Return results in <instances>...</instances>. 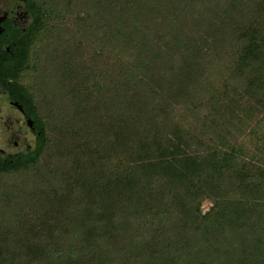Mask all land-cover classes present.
I'll return each instance as SVG.
<instances>
[{
  "label": "trees",
  "instance_id": "trees-1",
  "mask_svg": "<svg viewBox=\"0 0 264 264\" xmlns=\"http://www.w3.org/2000/svg\"><path fill=\"white\" fill-rule=\"evenodd\" d=\"M23 5L26 30L0 39V84L28 101L41 136L0 157V174L35 172L0 196V264H264V166L218 134L253 119L251 98L264 108V0ZM45 32L64 55L42 107L18 79ZM86 36L112 54L94 88L73 59ZM210 132L219 144L199 138Z\"/></svg>",
  "mask_w": 264,
  "mask_h": 264
},
{
  "label": "rangeland",
  "instance_id": "rangeland-1",
  "mask_svg": "<svg viewBox=\"0 0 264 264\" xmlns=\"http://www.w3.org/2000/svg\"><path fill=\"white\" fill-rule=\"evenodd\" d=\"M11 2H13V0H0V7L2 9H5V6H7V4ZM76 18L78 19L79 23H81L82 20H85L86 15L78 12ZM67 27H70L72 30L75 28L74 25L63 26V28H66L64 34H66L67 30L69 31ZM47 32L43 33L40 37L37 38V42L35 43V46H33L31 51L29 68L18 79V82L21 85L30 88L31 92L35 95L34 100L36 104L39 105V103H41L40 105L42 107L44 106L43 102L46 103L50 98L48 94H51L50 92L52 91L53 93H56V90L54 88L55 84L53 85V87L50 86L47 89L49 93H45L44 89L39 86L42 85L45 81L48 82V80L52 78L51 71L54 69L55 64L62 61L64 55V51H62L63 45H60L58 40L50 36V32ZM78 32L81 33L82 31L78 29ZM70 39L71 38L62 40V44L64 42L67 43ZM74 44L76 45L73 47V51H76L78 53L77 57H75V53L73 55L74 64L76 66L79 64L82 69H85V71L83 70V73L87 79L90 74L91 78H89L90 80H93V88L96 85L98 86V82L100 81L102 74L107 70V65H105L107 64V57L111 56L112 54L109 56H107L106 54H95L94 49L99 47L98 41L93 42L92 39H89L87 36L85 37L84 42L80 41L79 38L78 43ZM90 44L92 48H89ZM67 49L68 47L65 50ZM228 77L231 78L232 75H229ZM230 80L232 81V84L230 83L232 86H229L228 83L227 85L229 87L228 89L231 90V88L236 87L238 83H235L234 85L233 78H231ZM215 81L220 86L223 85V80L219 75H217ZM242 86L243 84L240 88H242ZM245 106H251L255 109L253 119L249 123L245 121L247 123H245L242 128H236L230 121L232 118L231 117L229 121L223 123V125L218 130V134H221L223 138L229 140L231 144L236 148H241L242 154H247L250 158H255L259 166H264V154L262 153V148L264 147V108L262 107V104H260L254 98H251V100H249L247 104H245ZM68 117L70 120L75 118V116ZM195 126L198 130H202V123L197 124L195 122ZM199 138H201L203 142L206 143L214 139L216 140V143L219 144L221 140L212 132H210V136L207 135L206 137L199 134ZM76 142L77 138H75L74 145L76 144ZM10 151L13 150L10 149ZM51 152L54 151L52 150ZM44 159L45 158H42V160ZM34 175V171L11 175L0 174V196L9 194L10 192L17 189V187H23V183L28 184L34 177ZM212 207L213 203L209 199L205 200L202 203L203 213L206 214L211 210Z\"/></svg>",
  "mask_w": 264,
  "mask_h": 264
},
{
  "label": "flooded vegetation",
  "instance_id": "flooded-vegetation-1",
  "mask_svg": "<svg viewBox=\"0 0 264 264\" xmlns=\"http://www.w3.org/2000/svg\"><path fill=\"white\" fill-rule=\"evenodd\" d=\"M25 0H13L5 9L0 7V39L2 42L12 40L18 33L17 27L23 31L29 25L30 15L25 10ZM5 24H10L7 30ZM7 51L10 47L6 44ZM8 86L0 84V157L13 159L32 152L38 145L41 130L38 121L33 117L28 101L13 99ZM6 108V109H4ZM13 150V151H10Z\"/></svg>",
  "mask_w": 264,
  "mask_h": 264
},
{
  "label": "water",
  "instance_id": "water-1",
  "mask_svg": "<svg viewBox=\"0 0 264 264\" xmlns=\"http://www.w3.org/2000/svg\"><path fill=\"white\" fill-rule=\"evenodd\" d=\"M3 21L2 20H0V25H1V23H2ZM0 29H1V27H0Z\"/></svg>",
  "mask_w": 264,
  "mask_h": 264
}]
</instances>
